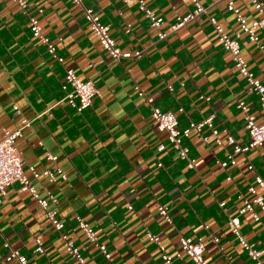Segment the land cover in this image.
Instances as JSON below:
<instances>
[{
	"label": "crops",
	"instance_id": "crops-1",
	"mask_svg": "<svg viewBox=\"0 0 264 264\" xmlns=\"http://www.w3.org/2000/svg\"><path fill=\"white\" fill-rule=\"evenodd\" d=\"M83 1L99 13L122 49L143 48V53L113 59L90 29L82 7L71 0H27L24 11L14 0H0V134L20 128L15 145L26 175L31 177L29 166L38 173L54 170V181L40 174L31 183L39 197L49 193L56 199L47 209L63 222L61 230L55 229L37 201L12 183L0 201V264H18L5 259L4 242L25 255L28 264H78L67 253L63 234L87 264H163L147 231L156 234L170 254L179 249L180 236L201 237L207 264H254L226 220L242 205L239 193L251 197L247 186L262 193L255 176L264 180V145L251 147L234 165L221 168L218 161L225 159L228 147L224 142L217 145L205 125L183 138L194 160L189 167L167 145L166 133L156 127L149 104L135 89L173 112L180 129L214 114L217 130L226 129L239 144L246 143L245 114L237 101L247 104L256 122L264 120V113L257 96L245 92V78L208 17L214 16L229 35L239 31L228 0H199L206 11L174 30L170 25L192 10V0H145L163 17L159 26L150 24L134 0ZM233 3L248 22L261 14L251 0ZM30 16L54 42L61 61L32 35ZM159 30L166 34L159 37ZM255 32L257 41L240 35V51L264 82V26ZM66 67L82 80L92 78L97 90L82 111L63 98L60 85ZM220 137L225 139L222 133ZM160 143L165 148L157 151ZM47 154L55 160H48ZM159 205L167 206L171 223L159 216ZM256 211L258 220L250 211L239 215L240 230L262 251L264 261V215ZM76 217L94 229L108 258L85 237ZM36 237L43 252L36 250ZM178 264L193 263L184 256Z\"/></svg>",
	"mask_w": 264,
	"mask_h": 264
},
{
	"label": "built area",
	"instance_id": "built-area-1",
	"mask_svg": "<svg viewBox=\"0 0 264 264\" xmlns=\"http://www.w3.org/2000/svg\"><path fill=\"white\" fill-rule=\"evenodd\" d=\"M14 1L17 2L19 8L22 11L25 10L27 0ZM71 1L79 4L82 7L84 18L90 29L98 36L99 42L105 52L113 59L118 61L123 58H135L143 53V48L122 49L117 44L115 38L111 35L109 26L100 21L99 13L92 6L84 4L83 0ZM134 1H136L138 8L149 19L151 25H160V23L163 21V17L147 6L145 0ZM192 2L194 4L192 10L184 16L179 17L177 21L172 23L170 25L172 30L184 24L187 20L192 19L200 13L206 11V8L199 0H192ZM251 2L261 14L259 17L248 22L245 16L240 12L239 8L234 5L233 0H228L227 8L235 14V18L240 24L239 31L235 32L234 35L227 34L224 31L223 26L217 22L214 16L210 15L208 17L217 32L219 40L229 51L233 65L245 78V92L248 94H255L257 96L259 109L264 113V82L262 78H258L254 75L240 51V35L245 33L249 39L257 41L258 36L255 32V29L259 26H264V7L262 2L260 0H251ZM29 28L32 35L37 37L45 45L46 50L53 54L59 61H61L62 57L56 53L54 42L50 41L49 38L42 32L41 24L37 18L33 16L29 17ZM157 34L159 37H163L166 32L159 30ZM60 87L64 93V100L76 111H82L89 107L91 105L92 97L97 93L92 78H85V80H82V78H80L70 67L65 68ZM135 89L137 94L143 97L144 100L149 104L150 117L154 121L156 127L166 133L167 145L174 148L177 151L179 158L185 160L189 167H193L194 160L189 157L188 147L183 144V138L187 137L192 129L199 131L202 126L205 125L210 129L214 138V142L217 145H221L224 142L228 147L225 159L218 161V164L221 168H224L229 164L234 165L236 163L237 156L243 154L251 147L256 145H264V120L261 122H256L254 115L249 112V107L243 100H238L236 106L245 114V129L248 134V141L244 144H239L235 137L231 135L226 129L219 131L214 127V114L208 115L199 122L190 121L186 127L180 129L177 125L178 122L173 112L162 110L155 106L153 104V97L144 95L143 91L137 86H135ZM200 98L208 100V97L200 96ZM22 123L25 126L28 124V121L23 120ZM221 133L225 136L224 140H222L220 137ZM20 134V128L13 131L3 130L2 134H0V201L6 197L7 188L12 183L17 182L21 191L28 192L37 201L39 206L44 210L45 217L50 220L51 225L55 229L61 230L63 227V222L55 216L54 210L47 209L48 202H55L56 199L49 193H47L46 197H39L31 183L32 178H36L40 174L47 176L49 181H54L56 179L54 170L47 168L41 173H38L32 166H29L28 170L31 174V177L25 174L24 161L20 151L15 145V139ZM164 148L165 144L163 143L158 144L156 147L157 151H161ZM46 158L48 160H55V156L51 154H47ZM247 168L252 169V165H247ZM55 171L61 173L59 168H56ZM61 178L64 179L65 176L61 174ZM227 179H229V177H227ZM255 183L262 189V193H257L254 185L247 186V192L251 195V197H247L242 193H239L238 198L241 200L242 205L239 207L237 214L227 216L226 224L230 233L237 238L238 242L246 251L253 263L264 264V261L261 257L262 251L254 247L252 243L248 242L240 230L239 215L246 211H250L252 212L254 220L259 219L256 210H260L264 215V180L260 176H255ZM219 205L223 207L224 202H219ZM157 213L167 223H171V217L168 214L166 205H159L157 208ZM76 219L85 237L99 249L105 258H108L109 253L106 249V246L97 243L94 229L80 217H76ZM204 228L208 229V225H204ZM146 235L149 241L157 245L163 264H178V261L184 256H187L193 264H207V261L204 257L205 242L201 237L192 239L190 237L180 236L179 249L175 253L170 254L164 250L163 244L156 234L147 231ZM62 237L65 240L67 253L74 257L78 261V264H87L81 256L78 248L74 245V242L71 239L66 238L64 234ZM210 238L213 242L218 241V237L214 234H211ZM35 242L37 244L36 250L38 252H43V247L38 237L35 238ZM3 244L8 248V253L5 256L6 260L14 259L18 264H28L25 255L21 254L17 248H13L8 242H4Z\"/></svg>",
	"mask_w": 264,
	"mask_h": 264
}]
</instances>
